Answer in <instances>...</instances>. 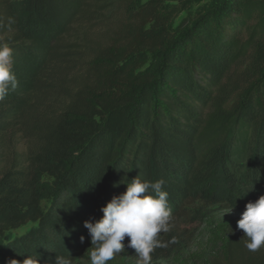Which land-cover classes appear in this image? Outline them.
<instances>
[{"label":"trees","instance_id":"16d2710c","mask_svg":"<svg viewBox=\"0 0 264 264\" xmlns=\"http://www.w3.org/2000/svg\"><path fill=\"white\" fill-rule=\"evenodd\" d=\"M139 1L0 0L19 81L0 102V264L85 260L84 221L135 177L165 182L174 217L152 264H179L202 211L264 195V0ZM245 242L224 223L192 257L264 264Z\"/></svg>","mask_w":264,"mask_h":264},{"label":"clouds","instance_id":"9594fccd","mask_svg":"<svg viewBox=\"0 0 264 264\" xmlns=\"http://www.w3.org/2000/svg\"><path fill=\"white\" fill-rule=\"evenodd\" d=\"M13 63V49L7 43H0V102L18 87ZM164 183L162 179L153 182L135 177L124 183L125 192L113 196L101 207L100 219L84 221L91 243L87 249L90 264H108L126 247L134 249L136 264H152L151 254L161 246L160 234L170 231L174 219ZM237 230L243 231L248 251L257 252L264 247V195L245 205ZM80 240L83 243L84 237ZM7 264H39L38 255H26L23 261L11 259ZM55 264H72L71 254L56 256Z\"/></svg>","mask_w":264,"mask_h":264},{"label":"rangeland","instance_id":"374dc122","mask_svg":"<svg viewBox=\"0 0 264 264\" xmlns=\"http://www.w3.org/2000/svg\"><path fill=\"white\" fill-rule=\"evenodd\" d=\"M148 0H140L139 4L143 5ZM210 0H195L193 8L195 9L198 4H204ZM185 13H182L180 17L176 20L175 26L180 23V21L185 17ZM17 151L24 152L25 151V142H23L19 137H14L11 142ZM221 209L219 206L208 208L202 211L198 217L194 216V219L188 222V224H183L184 230H186L190 236H192V240H189L191 244V249L186 251L183 259H180L179 264H181L182 260L184 262H188L186 264H197L193 259V254H198L199 256L208 257L210 255L212 244H211V233L213 230L224 224L227 223L232 227H237V221L241 218V214L245 211V207H238L233 209ZM229 212V213H228ZM33 225H28L16 232L14 235H22L26 233ZM188 242V241H186ZM186 244H184L185 246ZM125 252V251H124ZM126 254V253H124ZM123 263L125 261V257H121L118 255L117 257ZM77 264H90L89 255L84 260H79ZM157 264H172L166 261H160Z\"/></svg>","mask_w":264,"mask_h":264}]
</instances>
